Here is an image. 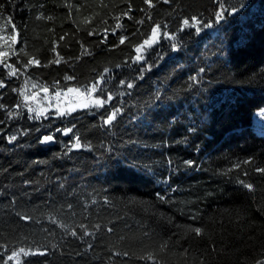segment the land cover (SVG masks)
Listing matches in <instances>:
<instances>
[{"label":"trees","instance_id":"trees-1","mask_svg":"<svg viewBox=\"0 0 264 264\" xmlns=\"http://www.w3.org/2000/svg\"><path fill=\"white\" fill-rule=\"evenodd\" d=\"M152 3L0 0V264H264V0Z\"/></svg>","mask_w":264,"mask_h":264},{"label":"snow or ice","instance_id":"snow-or-ice-1","mask_svg":"<svg viewBox=\"0 0 264 264\" xmlns=\"http://www.w3.org/2000/svg\"><path fill=\"white\" fill-rule=\"evenodd\" d=\"M144 2L148 5V7H152V6H153L152 0H144ZM164 2H165V3H168L169 0H164ZM2 7H3V5H0V8H2ZM130 10H131V9L129 8V11H130ZM124 15H127V13H124ZM215 15H216V17H217V20L223 19V14H222V12L218 11V12H216ZM37 19H40V17H37ZM49 19H51V18L49 17ZM198 23H199V21H198L195 17H193L192 20H191V26L195 28L196 25H197ZM183 24H184L185 27L189 26V20H188V19H185V20L183 21ZM119 26H120V25H117V27H119ZM208 26L210 27L211 25H208ZM197 31H199L198 28H197ZM90 34H91V33H90ZM157 35H158V27H153V28H152V37H151V39H150V40H145V41H144V44H145V45H151L152 43H154L155 40H156ZM165 35H167V34L165 33ZM169 38L171 39V37H169ZM10 39H11L12 44H15V43H16V37H15V36H12ZM120 43L123 44V43H124V40L121 39ZM142 47H143V45H142L141 47H137V48L135 49V51H136L137 54H138L137 57H136L137 60L140 59L139 53L141 52V48H142ZM173 50H176V49H175V46H173ZM5 56H7V52H0V58H3V57H5ZM0 62H3L2 59H0ZM33 63L39 64V61H34V60H32V59H29V60H28V64H33ZM56 63H59V60H57ZM4 66H5L6 68L11 69V70L9 71V73H8L9 76H12V75H15V74H16V69L13 68L12 65L5 63ZM65 79H70V77H65ZM4 86H5V85H4L3 81H0V87H4ZM34 86H35V85H34ZM96 87H97V86L94 84V85H93V88L91 89V91H93V92L96 91ZM128 87H132V85L129 84ZM69 91H73V90H72V89H69ZM21 95H23V92H21ZM111 98H112V97L109 96V97H108V100H111ZM93 103H94L95 106H97V107H101V106H103L105 103H107V101L100 100V99H96L95 101H93ZM29 111H32V109H29ZM119 111H120V109H116L112 114L108 115L107 118L105 119L104 123H105V124H110V123L115 119V116H116L117 113H119ZM63 114H64V113H61V115H63ZM38 115H39V113H38ZM69 131H71V129L65 130V134H67V132H69ZM15 139H16L15 136L10 137V138H9V142L11 143V142H12L13 140H15ZM52 140H53V137H52V136H45V137L43 138V140L41 141V143H48V142H51ZM74 147H75V148H79V147H80V144H79V143H76V144L74 145ZM244 163H248V164H250L251 161H245ZM236 167L239 168V165H236ZM255 171H257V172L261 173L262 175H264V168H257V169H255ZM245 175H247V173H245ZM239 183H240L244 188L248 189L249 191H253V185H252V184L247 183L246 181H239ZM161 199H163V198L161 197ZM21 219H25V220H27L28 218H27V217H21ZM191 231L194 232L197 236L201 235V233H202V229H200V228H198V227H197V228H192ZM85 234H87V233H85ZM71 235L75 236L76 233L73 232V233H71ZM163 247H166V246H163ZM163 247H162V250H163ZM20 252L24 253V255H28V253H27L24 249H21ZM40 254H44V253H40ZM18 255H19L18 253L14 252L12 256H9V257H8V259L11 260V259L13 258V256H18Z\"/></svg>","mask_w":264,"mask_h":264},{"label":"rangeland","instance_id":"rangeland-1","mask_svg":"<svg viewBox=\"0 0 264 264\" xmlns=\"http://www.w3.org/2000/svg\"><path fill=\"white\" fill-rule=\"evenodd\" d=\"M86 103V104H85ZM85 105H89L90 103L88 101H77V102H73L71 99L70 100H64L63 103H62V109H65V110H71V109H74V108H78V107H82ZM254 123L255 125H264V108L256 111L254 113Z\"/></svg>","mask_w":264,"mask_h":264},{"label":"water","instance_id":"water-1","mask_svg":"<svg viewBox=\"0 0 264 264\" xmlns=\"http://www.w3.org/2000/svg\"><path fill=\"white\" fill-rule=\"evenodd\" d=\"M245 9V7H242L238 10H235V11H231L230 12V17H234L236 15H238L240 12H242L243 10ZM156 41V40H155ZM68 133V132H67ZM59 134V130H57L54 134H53V140L51 142H48V143H41V141L43 140L44 137L41 138L40 142H39V145L42 146V147H47V146H53L55 144V139L54 137L57 136ZM61 135L64 137L66 134H65V131L61 133ZM50 136V135H49Z\"/></svg>","mask_w":264,"mask_h":264},{"label":"flooded vegetation","instance_id":"flooded-vegetation-1","mask_svg":"<svg viewBox=\"0 0 264 264\" xmlns=\"http://www.w3.org/2000/svg\"><path fill=\"white\" fill-rule=\"evenodd\" d=\"M156 41H157V37H156Z\"/></svg>","mask_w":264,"mask_h":264}]
</instances>
